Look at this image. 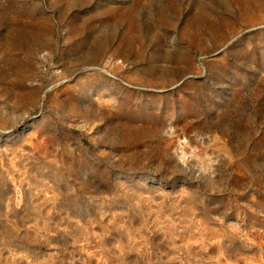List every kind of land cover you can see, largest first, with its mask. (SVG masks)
Masks as SVG:
<instances>
[{
  "label": "rangeland",
  "instance_id": "rangeland-1",
  "mask_svg": "<svg viewBox=\"0 0 264 264\" xmlns=\"http://www.w3.org/2000/svg\"><path fill=\"white\" fill-rule=\"evenodd\" d=\"M0 264H264V0H0Z\"/></svg>",
  "mask_w": 264,
  "mask_h": 264
}]
</instances>
